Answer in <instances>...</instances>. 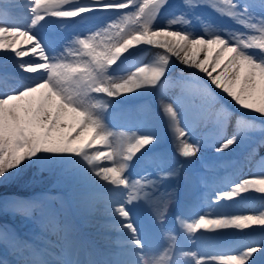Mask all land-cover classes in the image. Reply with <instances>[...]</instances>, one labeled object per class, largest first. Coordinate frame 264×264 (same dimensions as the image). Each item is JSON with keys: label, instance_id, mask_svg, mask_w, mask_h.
Segmentation results:
<instances>
[{"label": "rangeland", "instance_id": "1", "mask_svg": "<svg viewBox=\"0 0 264 264\" xmlns=\"http://www.w3.org/2000/svg\"><path fill=\"white\" fill-rule=\"evenodd\" d=\"M92 1L96 2L90 4V11L98 12L102 9H107L114 10V13L109 11L107 13L103 12L88 20L87 24H90L91 27H85L84 22H82L80 27L83 28L79 34L76 33L75 26L70 27L71 22L76 21L75 15L79 6L64 8L62 13L70 22H62L61 26H55L53 16L50 18L49 16H43L44 11L50 14L53 13L50 6L53 0L33 1L30 10L35 9V16L31 15L29 19L25 20L24 31L30 35H35L42 41L48 50L47 53L50 55V58L54 59L55 56H60L64 65L63 68L58 70L54 68L51 72L48 67L43 81L60 94L61 101L64 104H68L77 112L88 113L90 122L93 123L92 121H95V124L98 123V127L102 126V122L105 119L107 120L112 117L110 116L113 111L111 109L117 107L115 103L107 100L110 97L105 87L109 89V92L115 93L116 98L142 100V102L138 103L137 107L142 112L140 114V111L137 110L138 125L142 119L140 124L142 126L141 132L137 135L141 137H154L155 140L154 143L148 145L134 156V158H137L142 153H145L146 150L148 152L141 164L135 168H131L132 172L139 169L136 174L137 178L143 180L146 178L153 159L159 158L158 155H155V152H159V150L155 151L156 147L160 146L161 143L162 145L166 143V136L164 135L167 134H164V129L162 126H159L160 123L157 121V118L162 116L163 124L167 121L169 125L167 126L168 130H171L169 120L161 111L159 104L161 102L174 106L178 113L179 128L185 133V138L200 148L196 157L191 160L182 159L177 151L179 144L175 141L174 133L172 130L171 132L168 131V135L172 137V141L170 147H165V153L170 154L169 150L177 153V156L182 160L180 165L184 172L196 174L195 187L197 186L199 189L208 188L207 185L202 186V183H205L207 180L210 182L218 171L230 166L233 157H236L235 155L243 154L241 157V168L245 169L243 173L245 176L241 178L242 183L233 189V194L229 196L228 202L225 201V204L222 201L223 198L220 200L215 199L217 201L211 203L212 211H210L208 220L204 221L208 227H198L197 231L199 233L186 229L187 231L180 237L181 241L177 250L185 259H191L200 256L202 254L200 247L206 246L215 253L210 255L213 257V260L210 261L211 264H247L249 255L245 253V250H253L254 252L252 246L259 247V244L246 240V237L250 236L248 231L264 227V217L260 216V213L264 212V200L255 201L240 198L241 194L253 195L259 193L261 190L263 191L262 194H264V184L261 185L259 183L264 181V176L261 175V170L264 169V137L255 138L253 140L254 146L242 151L243 147L251 142L252 137H257L260 134L258 132L253 134L254 131H259L254 121L248 117L243 118L239 116L236 110L238 108L239 111L248 114L262 115L250 108L244 107L232 97L229 96L230 98H228V95L224 96L220 92L214 80L199 68V51L194 53L191 61L192 66H184L181 60L177 58L176 52L183 42L192 46L196 41H202L203 43L200 46L207 47L206 57L203 62L207 61L205 65L209 69L213 68L216 73H221L220 69L228 61L235 66L237 74L243 69V80L247 79L248 82L251 81L253 83L255 95L264 102V13L254 11L252 12L256 16L254 18L249 15L244 17L243 15L239 19L244 20L245 24H240L236 20L222 14H220L222 19H210L208 15L215 16L209 11V8L213 6L210 3L202 4L199 0H196L200 2V5L194 4L192 8H189L188 5L183 3V0H177L174 3V7H163V11L159 14L158 19L168 23L175 21L182 29L194 31L196 35L189 34L187 39L184 38L182 41H177V44L171 45L166 42V39H152L153 34L157 30H162L158 29L156 21L148 24V21L152 19V10L159 3L157 2L158 0H133L130 4H126V0H113L116 1L114 3H99L103 0ZM210 1H213L218 8L225 7V5L219 3V0ZM172 3L167 1V5H172ZM122 5H127V7L132 9L127 10L129 8L121 7ZM133 9H136V13ZM140 12L146 13L145 16ZM102 24L101 31L97 32L98 37L93 42L83 39L91 28H98ZM252 25H255V27ZM196 27L198 29H195ZM216 35L219 36L220 40L218 41L217 39L215 42H212V38ZM68 40H71V42L68 43ZM129 41L132 43L129 44ZM59 42H67V46L57 45ZM50 43H55L56 45L50 46ZM117 49H123V51L117 52ZM71 55L78 56L79 60L85 63H78L77 59L70 58ZM157 56L160 57L159 65L165 67L166 74L168 73L166 78H163L160 82L159 79L164 73L156 75L151 67L152 62ZM91 58L96 63L89 62L88 59ZM214 60H218V62L214 63ZM113 61L118 63L117 66H115L116 63H112ZM76 65L84 67L86 73L90 72L93 75L91 77L88 74L75 76L73 68ZM141 65H149V67L145 69L140 79L137 80L132 73L134 69L141 67ZM111 68L116 69L110 72ZM171 69L174 70L171 71ZM156 72H159V67L156 69ZM125 73H128V75H125ZM49 77L52 84L48 83ZM200 79L206 80L213 90L219 91L223 95H221L222 98L226 100L227 105L225 106L222 101L215 102L214 107L209 108L207 118L197 122V105L202 101L200 97L196 96L194 91H189L188 89L193 88L206 91L210 103L215 98L199 82ZM152 81H156V84H152ZM97 86L99 88L101 86L104 89L102 95L97 94V91H99ZM6 89L7 85L1 88V90ZM26 92L27 87L25 86L16 90L13 94L3 96L2 100L0 99L6 104L5 108H9L14 112L11 115L9 113L8 115H4L0 111V166L6 162H14L18 152L22 153L26 158L25 162L18 169L12 170L6 178L0 179V191L6 190V192L0 194V217L6 220L2 222L10 228L13 227L14 230L21 229V234L17 236L18 241H20V248L17 247L15 252L17 255H20V249L24 243L21 235L25 233V228L29 229L27 224L33 223L35 228H40L41 223L37 221V217L41 216V214L39 215L37 211H42L44 207L51 208L52 216H54L57 214L54 211H57V208L59 209V206L55 207L53 204H50L48 199L58 198L61 200L59 196L60 191H55L52 194L48 193L45 191V184L51 186L54 182L61 183V177L66 178V181L72 182V184L76 182V187L79 186L83 191L81 195L84 197V200L80 205L81 209H78V211L76 209L75 211L82 215L86 214L83 217V222L91 216V210L96 205H93L94 196H102V192H98L93 184L88 186H84L83 184L86 180L89 160L86 159L88 157H85V153L81 151L78 145L69 143L68 139L64 137L58 142L54 140L49 141L45 135L33 131L30 126L27 127L25 113L18 110L22 101L20 95ZM156 109L157 111L155 112ZM154 116L155 118L152 119ZM229 116L230 118L227 120ZM122 122V120H119L117 123L113 121V125L117 129H126L124 122ZM216 122L218 123L216 129L219 132L213 129L209 130V128L214 127V123ZM237 122H241L239 128ZM99 123L101 124L99 125ZM245 123H251L253 127L246 128L243 126ZM135 128V126L127 127L131 131H134ZM237 130L239 133L235 132ZM263 130L264 127L260 129V131ZM188 132L191 134L188 135ZM233 132L236 134H231ZM232 135L237 136L236 143L224 152H217L216 149L220 146V143ZM113 139H115L114 136L111 139L112 145L110 147V151L115 159V164L113 162L112 166L115 168L118 165L126 164L125 171L130 173L128 162L120 155L123 148H115ZM46 149L52 150L54 158L73 155L71 159L74 162H78L81 168L86 171H82L81 168L61 164L60 168L62 169L59 172L57 168L59 164L41 166L28 161V158L32 157L37 150L43 154ZM68 149H72V151H68ZM77 150H79V155L76 154ZM253 150H255L254 154ZM163 164L161 176L171 172L175 163L171 164L172 168H170L167 160L163 161ZM20 172L28 173V177L24 174L21 175ZM42 172L43 174H40ZM51 172L52 174H50ZM44 173L46 174L44 175ZM54 173L57 175H54ZM125 178L127 184L123 187V195L126 200L128 185L132 182L128 179L127 174ZM54 179L56 180L53 182ZM252 179L256 183H251L250 180ZM117 181L112 176L110 182ZM66 184L68 185L66 188L74 190V184L72 187L70 186L71 183ZM144 185L142 192L147 194L145 197H149L148 195L152 196L156 191L160 190L164 183L159 181L155 189L150 188L147 184ZM255 186H261L262 189L255 188ZM55 189L57 188L54 186L52 190ZM12 192H16L14 198L5 196L6 194L10 195ZM160 192H158V195H160ZM42 198V203H39ZM152 200L156 201L155 198H152ZM182 200H186V202H182L180 206H177L175 217L181 216L182 223L187 227L193 220L195 209L194 207L192 209L189 208L188 214H185L191 205L188 202L190 200L189 195L184 194ZM147 201V199L137 200L134 206L131 203H126V207L132 206V208H137L139 212H142V206L144 209V206H147ZM120 204L123 206L125 202H120ZM241 206L243 209L240 208ZM226 208L228 210H225ZM110 212L114 214V208L109 210ZM5 216L7 219L4 218ZM209 220H212V222L210 223ZM25 223L27 227L25 226L23 229ZM151 223H154L157 228L156 230L164 235H169L174 230L173 223L168 225L159 224L157 219L150 214V211L140 216L139 224L141 226L147 227L146 225ZM31 231V229L28 230V232ZM1 235L2 233H0ZM197 235L207 236L209 241L213 243L219 241L234 242V245L230 246L232 251H226V247H229L226 243L210 248V245L206 244L208 241H205L206 243L199 241L195 238ZM261 239L259 238V241ZM3 247L7 250L15 248L9 245L6 238L0 239V248ZM240 253H245V255L242 256ZM8 255L15 259L13 253ZM251 260L253 264L263 263L262 260L257 258L255 253L251 255Z\"/></svg>", "mask_w": 264, "mask_h": 264}, {"label": "bare ground", "instance_id": "2", "mask_svg": "<svg viewBox=\"0 0 264 264\" xmlns=\"http://www.w3.org/2000/svg\"><path fill=\"white\" fill-rule=\"evenodd\" d=\"M30 0H0V6L5 7V9L15 12V10H20V18H25L26 11ZM19 20V19H18ZM21 21V19H20ZM20 27V28H19ZM168 44H177V41H170L166 39ZM33 37L27 35L21 26H13L8 22L7 24L0 23V70L4 77H9L10 79L15 78L21 84H29V89L26 94L22 95L21 105L18 107L20 112L25 113V118L27 120V127L35 132H39L46 136V139L56 142L60 141L63 137L68 139L69 143H73L76 137L84 132L86 129H94L91 134H85V137L76 145L79 146L88 155V160L90 161L89 168L86 173L85 185L93 184L95 188L102 189L107 193H111V188L107 185L114 184L109 183L108 180L111 179V171H103L101 166L107 165L108 169L111 167V160H105L104 154L94 155L92 151L97 149L107 152L109 155V149L112 145L110 136L108 140L98 141L100 135H97V139L89 144L94 134H97L100 128L104 129L102 135L105 137L108 133L105 125L98 127L97 124L90 122L85 123V113L77 112L73 110L68 104H64L61 101V97L58 93L54 92L48 85L41 81L45 70V53L41 49V45ZM200 57H199V68L206 72V74L214 81L220 92L225 96L228 95L223 89L224 87L231 88L234 79L237 75L236 68L231 63L226 62V64L220 69L221 73H216L213 68H208L205 65L207 47L198 46ZM191 46L185 44L184 42L179 46L176 56L179 58L184 66H192V58L194 53L190 51ZM14 50V51H13ZM217 63L218 60H214ZM19 82H14V84L19 85ZM247 84L251 86L254 92V85L251 81L248 82L247 79L244 80ZM241 99H249V94L238 93ZM228 98L229 95L227 96ZM6 104L0 100V111L4 115H11L14 112L9 108H5ZM20 108V109H19ZM170 122V121H169ZM68 135V136H67ZM65 139V141H66ZM92 172L99 173V176H94ZM109 183V184H108ZM116 193L120 190L116 189ZM113 193L114 196L118 197V194ZM99 199V197L97 198ZM96 206L95 208H97ZM106 206L101 207L99 210L92 211L93 220H90L86 225L87 229H94V235L92 233L87 236L89 243L88 248L97 249L95 247V241L100 244L102 248H106L112 251V254H121L125 252L123 257L115 255L116 264H134L139 258L138 253H136L137 247L131 243L132 234L126 229L122 228L121 225L125 223L120 218L118 221L119 225H112L109 217L106 216L107 211H105ZM205 220H208L207 214L205 215ZM211 223L212 220H209ZM86 227H80L84 232ZM90 230V231H92ZM114 233L115 241L109 240V235ZM65 240H58L50 236L49 238L43 239V246L41 250L35 248L34 253L39 254L42 260L45 259L47 264H61L62 260L67 257H72L73 249L75 243L68 241L64 243ZM37 245V244H35ZM65 245H70L71 255H67V249L64 248ZM38 246V245H37ZM40 247V246H38ZM62 248H64L62 250ZM118 258V259H117ZM120 259V260H119ZM0 261L2 264H19L18 262H9L8 259L0 255Z\"/></svg>", "mask_w": 264, "mask_h": 264}, {"label": "snow or ice", "instance_id": "3", "mask_svg": "<svg viewBox=\"0 0 264 264\" xmlns=\"http://www.w3.org/2000/svg\"><path fill=\"white\" fill-rule=\"evenodd\" d=\"M210 0H201L202 4L209 3ZM220 4L225 5V7L217 8L215 4H213V7L216 9V11L224 16H227L229 18H232L236 20L240 24H245L244 20L239 19L241 17V11L240 4L239 3H233V0H219ZM245 9L248 8V5L245 4ZM163 11V7L161 6V0H159V3L156 5V7L152 10L151 16L153 19L149 20L151 23H153L154 19H157L159 17V14ZM174 23V22H173ZM246 26V25H245ZM152 39H168L170 41H182L184 37L179 36L175 34L174 31L163 29V30H157L153 36ZM129 44L132 42L129 41ZM202 41H196L192 46L190 51L198 52L199 48L198 46L202 44ZM211 47V45H209ZM117 52L123 51V49H117ZM207 61H205L206 63ZM142 66V65H141ZM154 74L160 75V73L166 74V68L162 65H152L151 66ZM159 67V72H156V69ZM243 72L242 69L239 74L236 75L234 79V83L231 88L224 87V91L228 93L230 97L235 99L237 103L242 104L246 108H250L255 112L260 113L262 116H264V102H262L252 91L251 86L244 82L243 80ZM161 79L163 76L160 77ZM152 84H156V81H152ZM216 83V81H214ZM219 86V85H217ZM189 91H194L196 96L201 98V103L197 105L198 108V114H197V122H200L207 118L208 110L210 107H214L215 104V98H213L212 102L210 103L208 100V93L204 90L200 89H188ZM247 92L249 94V99L244 100L241 99L238 95V93H245ZM161 111L163 112L164 116L170 121V127L174 133L175 141L178 142L179 147L177 148L178 154L181 156L182 159L185 160H191L192 158L196 157L200 151V148L196 144L190 143L185 138V133L177 127L178 124V113L174 106L169 103L161 102ZM241 122H237L238 128L240 126ZM246 128H251L253 125L251 123H245L243 125ZM94 131V129H86L84 132H81L76 139L73 141L74 144L79 143L84 137L85 134H91ZM237 133L239 131L237 130ZM117 136H119L122 139L123 142V153L122 156L124 159L126 158L128 161H131L134 156L139 153L142 149L146 148L148 145L154 143L155 138L154 137H141L138 136L136 133H132L131 135L127 133H117ZM237 140L236 135H232L220 143V146L216 149L217 152H224L225 150L230 149ZM98 141H102V138H99ZM68 151H72V149H68ZM253 150V154H254ZM132 152H135V155H131ZM25 156L22 153L16 154V159L14 162H6L4 165L0 166V179H4L7 177V175L14 169H18L24 162H25ZM28 161H31L33 163L39 164L41 166H49L52 164H65L69 165L71 167L75 168H81V166L78 164V162H74L73 160L69 159V157H53L52 150L46 149L44 153L42 154L39 150L36 151V153L33 154L32 157L28 158ZM90 164V161H89ZM126 164L120 165L118 168H110L108 171H111L113 177L118 180L119 185L125 186L127 184L126 178H120L122 176V173L125 171ZM82 171H86L81 168ZM94 176H99V173L92 172ZM176 175L175 171L169 172L167 174H164L159 179H165L168 176H174ZM261 175L264 176V169L261 170ZM147 185L150 188L155 189V186L159 183V180L153 181V180H147ZM144 184L141 183V180L133 181L130 185H128V197H127V203H132L133 201L137 200L138 198H144L147 194L142 192V189L144 188ZM149 205H151L152 201L149 199L147 201ZM171 203V200H165L161 207L158 208H152L154 214L156 216L162 217L166 214L168 210V205ZM115 214L125 223L121 225L122 228L126 229L129 233L132 234V240L131 243L135 245L137 248L142 247V242L139 241L136 238V230L134 226L130 223H127L126 221L129 220V214L126 211V209L121 207H116L114 209ZM111 214V212H110ZM114 226V225H110ZM199 227L207 228L208 225L201 221ZM6 241L11 244L13 247H18L20 245V241L16 240L11 235H6ZM252 249H254L255 255H259L261 253H264V239H261L259 242V247H256L255 245L252 246ZM32 264H44L43 260L40 258L39 254L34 253V259H32ZM248 264H251V258L248 260Z\"/></svg>", "mask_w": 264, "mask_h": 264}, {"label": "clouds", "instance_id": "4", "mask_svg": "<svg viewBox=\"0 0 264 264\" xmlns=\"http://www.w3.org/2000/svg\"><path fill=\"white\" fill-rule=\"evenodd\" d=\"M167 5V0H161V6L162 7H166ZM262 5H264V0H262ZM245 5H240V11H241V16L243 15H251L250 13H248V8L245 9L244 7ZM121 7H127V5H122ZM175 23V21H170V23ZM148 24H151L150 21H148ZM253 27H255V25H252ZM14 51V50H13ZM159 62H160V57L157 56V58L152 62V65H159ZM113 64H115L116 62L113 61L112 62ZM149 67V65H142L141 67L139 68H136L134 69L132 75L137 79L139 80L140 79V76L141 74L145 71V69H147ZM166 75V74H165ZM89 119H90V116L88 113H85V123H88L89 122ZM94 124L96 123L95 121H92ZM104 132V129L103 128H100L98 133L97 134H94L92 136V139L89 141V144H92L93 141H95L97 139V135H100V138H102V141L105 140V137L102 135V133ZM92 153L94 155H101V154H104V159L105 160H111V155H107L106 153L107 152H103L99 149L95 150V151H92ZM85 155L87 156L88 153H85ZM121 156L124 155L123 151L120 153ZM131 155H135V152H132ZM126 162H129L126 158L124 159ZM102 170L103 171H107L108 170V166L107 165H104V166H101ZM110 185V184H109ZM113 186V185H111ZM114 187V186H113ZM260 216L261 217H264V212L260 213ZM156 218V217H155ZM138 250L142 251L143 249H140V248H137ZM245 253H247L249 255V259L251 258V255L254 254L253 250H245ZM245 253H240V255H245ZM21 264H31V260L27 257H25L24 259L21 260ZM47 264V262H46ZM198 264V262H197ZM247 264H248V261H247ZM251 264H253L252 260H251Z\"/></svg>", "mask_w": 264, "mask_h": 264}]
</instances>
